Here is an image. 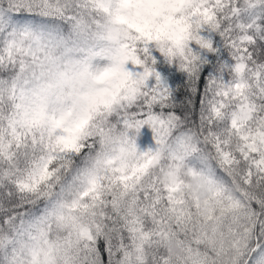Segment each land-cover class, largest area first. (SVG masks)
Listing matches in <instances>:
<instances>
[{"label":"snow or ice","instance_id":"obj_1","mask_svg":"<svg viewBox=\"0 0 264 264\" xmlns=\"http://www.w3.org/2000/svg\"><path fill=\"white\" fill-rule=\"evenodd\" d=\"M0 264H264V0H0Z\"/></svg>","mask_w":264,"mask_h":264}]
</instances>
